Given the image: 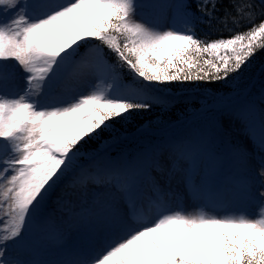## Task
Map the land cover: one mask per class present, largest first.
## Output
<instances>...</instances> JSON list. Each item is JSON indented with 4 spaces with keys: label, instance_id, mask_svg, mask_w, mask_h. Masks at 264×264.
Instances as JSON below:
<instances>
[{
    "label": "rangeland",
    "instance_id": "1",
    "mask_svg": "<svg viewBox=\"0 0 264 264\" xmlns=\"http://www.w3.org/2000/svg\"><path fill=\"white\" fill-rule=\"evenodd\" d=\"M177 4L0 0V264H79L84 255L89 264H243L254 252L264 258V88L254 101L245 98L251 88L213 93L185 121L164 128L145 123L129 134L102 138L124 118L130 96L147 95L142 87L160 97L171 93L164 88L170 55L205 51L177 15ZM38 5L41 18L32 17ZM97 42L109 55L122 51L133 61L118 53L140 89L117 80L99 59ZM23 81L29 99L18 90L19 114L7 107L9 89L24 88ZM209 111L217 112L218 126L227 131L230 145L223 155L188 127ZM151 130L159 135H147ZM88 138L97 148L83 152L78 144L92 145L84 142ZM142 138L164 143L130 159L122 152L110 165L97 159L114 144ZM114 174L132 179L136 195L143 191L160 204L155 222L143 231L124 225L125 208L109 179ZM48 218L63 230L79 221L61 233L60 246L45 241L50 252L38 242L45 232L39 235L30 224L47 230ZM80 223L87 226L82 231ZM155 226L160 238L150 245L142 233Z\"/></svg>",
    "mask_w": 264,
    "mask_h": 264
},
{
    "label": "trees",
    "instance_id": "2",
    "mask_svg": "<svg viewBox=\"0 0 264 264\" xmlns=\"http://www.w3.org/2000/svg\"><path fill=\"white\" fill-rule=\"evenodd\" d=\"M179 8L190 24L194 40L205 51L180 52L175 58L170 55V63L166 65L169 84L165 82L164 88L178 95L171 96L166 101L158 92L154 93L155 97L152 96L153 93L148 88L142 87L130 73L123 70V64L117 56L119 52L123 54L122 51L116 50L113 57L114 55L105 53L103 42H97L103 57L113 67L123 71L124 75H128L124 78L125 81H133L147 92L144 100L128 99L124 118L116 119L113 134L102 138L133 132L145 123L165 127L185 119L208 105L210 96L206 92L224 94L242 89L248 86L254 73L264 65V0H180ZM262 80L264 72L261 73L260 82ZM197 117L189 127H194L195 130L199 127L200 133L206 135L208 146L223 153L226 139L218 126L219 117L213 114ZM152 134L155 133H147ZM153 141L155 140L142 138L135 144H132V140L123 142L115 154L125 152L132 156L144 143ZM84 142L92 145L85 147L80 142L78 147L83 152L84 149L87 151L88 148L96 147L92 143L93 138ZM259 254L248 253L249 260L244 256L243 264H254V261L264 264V258Z\"/></svg>",
    "mask_w": 264,
    "mask_h": 264
},
{
    "label": "bare ground",
    "instance_id": "3",
    "mask_svg": "<svg viewBox=\"0 0 264 264\" xmlns=\"http://www.w3.org/2000/svg\"><path fill=\"white\" fill-rule=\"evenodd\" d=\"M41 8H42V5L40 6V5H38L37 7H36V9H34L36 12H34L33 13V15H34V17L35 18H41L40 16L42 15V12H41ZM23 83H24V85L25 84H27V82L26 81H23ZM24 85H23V87H24ZM18 90H22L21 92H23V88H22V86H20V87H18V85H16V84H14V85H12L11 86V88L9 89V96H10V99L12 100L11 101V105L10 106H7L8 107V109H10V111L11 112H17V113H19V114H21V112H20V110H23V107H22V105H19V103H20V98H19V93H18ZM27 91H28V88H26V90L23 92V99L24 100H28L29 98H28V93H27ZM19 105V106H18ZM159 174L156 172V176H158ZM128 181V180H127ZM142 195H143V198L145 199V201H147L146 203V205H147V209L149 210L150 209V207L152 206V204H153V202L152 201H149L147 198H146V196H145V193L144 192H142ZM110 205V204H109ZM74 222H79V221H77V220H75ZM81 224V223H80ZM69 225H71V224H69ZM124 225L128 228L129 227V223L128 222H125L124 223ZM88 229V228H87ZM160 231H161V228L160 227H156L155 226V229L154 230H151V232L150 233H148V234H151L153 237H152V240H154V243H156V242H158V239L157 238H160L159 236H158V234L160 233ZM145 236H147V235H145ZM191 244V246H193V244L192 243H190Z\"/></svg>",
    "mask_w": 264,
    "mask_h": 264
}]
</instances>
